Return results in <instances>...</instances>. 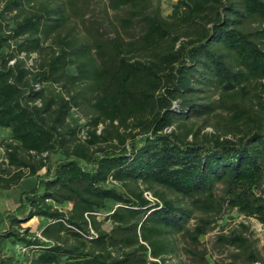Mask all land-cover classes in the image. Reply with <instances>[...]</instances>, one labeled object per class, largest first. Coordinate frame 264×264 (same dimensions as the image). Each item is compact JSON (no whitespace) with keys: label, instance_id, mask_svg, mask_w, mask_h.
Segmentation results:
<instances>
[{"label":"trees","instance_id":"trees-1","mask_svg":"<svg viewBox=\"0 0 264 264\" xmlns=\"http://www.w3.org/2000/svg\"><path fill=\"white\" fill-rule=\"evenodd\" d=\"M96 3L0 0V191L36 177L0 264H171L180 237L210 264L197 245L224 215L264 225V0ZM249 230L217 234L228 264H264Z\"/></svg>","mask_w":264,"mask_h":264},{"label":"rangeland","instance_id":"rangeland-1","mask_svg":"<svg viewBox=\"0 0 264 264\" xmlns=\"http://www.w3.org/2000/svg\"><path fill=\"white\" fill-rule=\"evenodd\" d=\"M95 2V7L98 5L97 2L99 0H93ZM154 2H159L162 6L163 13L165 16H167L172 9V4L176 0H153ZM139 27H137V34L139 33ZM136 33V31H134ZM47 91L49 93H60V88L55 85H50L47 87ZM70 119L73 121V124L84 126L86 124L87 117L85 115V112L81 110H73L72 115L70 116ZM6 129V128H5ZM212 127L209 126L208 130L212 131ZM82 139L85 138V133L82 132ZM4 139L3 135H0V142ZM2 150L0 149V157L2 156ZM45 170L43 169L41 173H43ZM24 179V178H23ZM22 182V181H21ZM17 190V189H16ZM2 193V192H1ZM3 207L0 204V212H2ZM105 217V213H101L99 215V219H103ZM33 219H31L29 222L25 223L24 226H29L31 223H33ZM240 222H245L250 225V230L248 232L249 237L253 241H255L256 246L261 251L263 257H264V225L261 224L259 221H257L255 218H248L245 217L237 212H233L231 214L224 215L222 219H220L217 222V225L213 230L208 232L206 235L202 236L200 238V243L197 245V249L199 251L205 252L206 259L210 264H228L232 260V248L221 246L217 243V234L221 231V229L224 227V231H228L233 227H236ZM260 223V225H259ZM106 225V224H105ZM179 248L176 253V255H172L169 259V262L171 264H198L196 258L194 255H192L191 252H189V248L191 247L188 239L185 238H178ZM18 253L17 250L14 248L7 251V254L10 255L12 253ZM19 254L20 262L26 263L30 258V253L25 254Z\"/></svg>","mask_w":264,"mask_h":264},{"label":"crops","instance_id":"crops-1","mask_svg":"<svg viewBox=\"0 0 264 264\" xmlns=\"http://www.w3.org/2000/svg\"><path fill=\"white\" fill-rule=\"evenodd\" d=\"M0 135H3L4 138H8L10 136L9 129L0 127ZM41 172L42 170L40 171V173ZM35 179V176L25 177L20 183V186H15L10 189H2L0 191V204L3 207L2 212H0V219L2 218L3 213L6 210L14 209L18 205L22 189L24 187H30L32 184H34ZM33 220L34 221L30 224V226L39 228V230H37L36 232L40 233V229L47 223V220L43 217H34Z\"/></svg>","mask_w":264,"mask_h":264},{"label":"built area","instance_id":"built-area-1","mask_svg":"<svg viewBox=\"0 0 264 264\" xmlns=\"http://www.w3.org/2000/svg\"><path fill=\"white\" fill-rule=\"evenodd\" d=\"M34 57H35V55H34ZM0 149L2 150V153H4V149L1 148V147H0ZM145 195L149 199H153L154 198L153 195L151 194V192H149V191L145 192ZM259 225H260V223H259ZM38 234L40 235V233H38ZM15 249L17 250L18 253H21V254H25V253H28L29 252V248L27 246L22 245V244H17L15 246Z\"/></svg>","mask_w":264,"mask_h":264}]
</instances>
